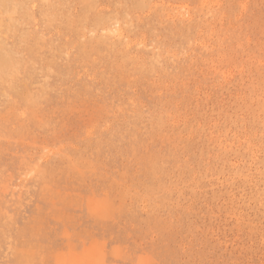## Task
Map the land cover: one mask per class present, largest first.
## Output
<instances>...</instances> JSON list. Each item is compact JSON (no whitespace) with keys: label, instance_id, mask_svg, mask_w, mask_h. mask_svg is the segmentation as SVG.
I'll return each mask as SVG.
<instances>
[{"label":"rangeland","instance_id":"rangeland-1","mask_svg":"<svg viewBox=\"0 0 264 264\" xmlns=\"http://www.w3.org/2000/svg\"><path fill=\"white\" fill-rule=\"evenodd\" d=\"M0 34V264H264V0H0Z\"/></svg>","mask_w":264,"mask_h":264},{"label":"bare ground","instance_id":"bare-ground-1","mask_svg":"<svg viewBox=\"0 0 264 264\" xmlns=\"http://www.w3.org/2000/svg\"><path fill=\"white\" fill-rule=\"evenodd\" d=\"M19 3V2H18ZM33 4V3H32ZM35 4V3H34ZM14 22V21H13ZM1 35V34H0ZM3 71V70H2ZM77 213V212H76ZM75 215V214H74ZM85 217V216H84ZM24 220V219H23ZM54 226V225H53ZM52 239V238H51ZM47 240V239H46ZM67 255V254H66ZM69 260V259H68Z\"/></svg>","mask_w":264,"mask_h":264}]
</instances>
